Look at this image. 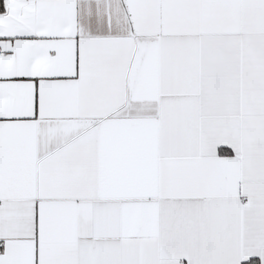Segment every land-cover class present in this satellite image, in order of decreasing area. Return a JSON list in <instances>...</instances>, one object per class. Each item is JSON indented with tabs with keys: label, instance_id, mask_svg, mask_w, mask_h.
I'll list each match as a JSON object with an SVG mask.
<instances>
[{
	"label": "snow or ice",
	"instance_id": "1",
	"mask_svg": "<svg viewBox=\"0 0 264 264\" xmlns=\"http://www.w3.org/2000/svg\"><path fill=\"white\" fill-rule=\"evenodd\" d=\"M0 264H264V0H0Z\"/></svg>",
	"mask_w": 264,
	"mask_h": 264
}]
</instances>
